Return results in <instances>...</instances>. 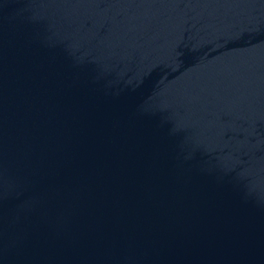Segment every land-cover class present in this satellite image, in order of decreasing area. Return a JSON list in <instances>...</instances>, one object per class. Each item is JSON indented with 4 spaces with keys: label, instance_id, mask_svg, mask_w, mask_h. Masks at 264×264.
I'll return each mask as SVG.
<instances>
[{
    "label": "water",
    "instance_id": "1",
    "mask_svg": "<svg viewBox=\"0 0 264 264\" xmlns=\"http://www.w3.org/2000/svg\"><path fill=\"white\" fill-rule=\"evenodd\" d=\"M0 264H264V0H0Z\"/></svg>",
    "mask_w": 264,
    "mask_h": 264
}]
</instances>
